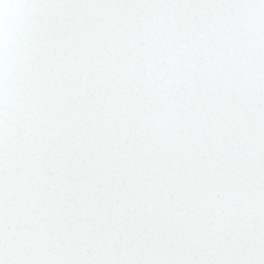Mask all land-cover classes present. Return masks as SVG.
I'll list each match as a JSON object with an SVG mask.
<instances>
[{"label": "snow or ice", "instance_id": "snow-or-ice-1", "mask_svg": "<svg viewBox=\"0 0 264 264\" xmlns=\"http://www.w3.org/2000/svg\"><path fill=\"white\" fill-rule=\"evenodd\" d=\"M0 264H264V0H0Z\"/></svg>", "mask_w": 264, "mask_h": 264}]
</instances>
